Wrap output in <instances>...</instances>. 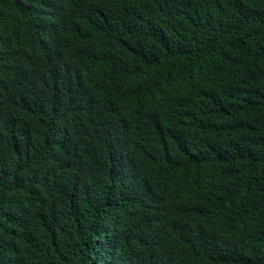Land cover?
Wrapping results in <instances>:
<instances>
[{"label":"trees","instance_id":"obj_1","mask_svg":"<svg viewBox=\"0 0 264 264\" xmlns=\"http://www.w3.org/2000/svg\"><path fill=\"white\" fill-rule=\"evenodd\" d=\"M0 264H264V0H0Z\"/></svg>","mask_w":264,"mask_h":264}]
</instances>
